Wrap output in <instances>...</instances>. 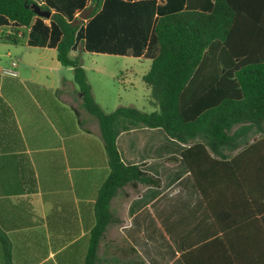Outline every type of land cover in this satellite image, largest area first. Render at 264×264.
Here are the masks:
<instances>
[{
    "label": "crops",
    "instance_id": "0c3cea01",
    "mask_svg": "<svg viewBox=\"0 0 264 264\" xmlns=\"http://www.w3.org/2000/svg\"><path fill=\"white\" fill-rule=\"evenodd\" d=\"M33 1L68 22L91 2ZM166 7L209 12L213 0H104L81 23L69 54L105 112L135 106L137 87L126 78L142 79L158 54L153 29ZM60 37L50 17L35 14L22 26L0 14V264H84L109 175L98 122L82 107L73 68L57 59ZM12 61L16 76L2 72ZM142 88L149 100L143 79ZM116 146L124 164L140 165L161 185L112 200L123 222L108 228L101 256L125 242L147 264H183L182 253L220 238L225 246L203 248L201 264H264L263 150L238 149L210 166L205 189L217 223L182 160L187 145L144 127L121 132Z\"/></svg>",
    "mask_w": 264,
    "mask_h": 264
},
{
    "label": "trees",
    "instance_id": "16d2710c",
    "mask_svg": "<svg viewBox=\"0 0 264 264\" xmlns=\"http://www.w3.org/2000/svg\"><path fill=\"white\" fill-rule=\"evenodd\" d=\"M103 2L91 0L72 22L58 12L50 15L61 34L57 59L73 68L82 107L98 122L109 165L95 201V223L84 264H147L125 242L115 244L110 255L99 254L108 228L123 222L112 200L119 194L129 196L127 189L138 193L140 185H161L160 178L140 165L122 162L116 138L136 128H161L187 145L182 160L219 223L205 189L210 168H219L238 149L264 151V0H213L209 12L166 7L153 29L158 54L142 77L149 101L157 108L151 112L125 105L105 112L93 99L80 59L70 57L81 23L95 16ZM31 3L35 2L0 0V14L28 26L35 16ZM261 228L264 232V214ZM216 242L225 246L217 238L188 250L181 254L183 264H201L199 252Z\"/></svg>",
    "mask_w": 264,
    "mask_h": 264
},
{
    "label": "rangeland",
    "instance_id": "374dc122",
    "mask_svg": "<svg viewBox=\"0 0 264 264\" xmlns=\"http://www.w3.org/2000/svg\"><path fill=\"white\" fill-rule=\"evenodd\" d=\"M128 80L132 79L135 86L137 87V91H131V94L132 97H131V100L129 101H132L131 103H134L135 106L134 107H137L139 109H142L144 111H147V112H151V111H154L156 110V106H152V104H150L149 100H147V92L145 89L142 88V79L140 76H133L131 78H126ZM142 94H144L142 96ZM107 109H112L113 106H103Z\"/></svg>",
    "mask_w": 264,
    "mask_h": 264
},
{
    "label": "water",
    "instance_id": "95a60500",
    "mask_svg": "<svg viewBox=\"0 0 264 264\" xmlns=\"http://www.w3.org/2000/svg\"><path fill=\"white\" fill-rule=\"evenodd\" d=\"M29 7L32 9L34 14H36V15H39V16H42V17H46V18H49L50 15H51L49 9H44L37 3H31L29 5Z\"/></svg>",
    "mask_w": 264,
    "mask_h": 264
},
{
    "label": "built area",
    "instance_id": "2783aa9c",
    "mask_svg": "<svg viewBox=\"0 0 264 264\" xmlns=\"http://www.w3.org/2000/svg\"><path fill=\"white\" fill-rule=\"evenodd\" d=\"M16 64H17L16 61H12L10 67H4V68H2V72L4 74H7V75L16 76L17 75V72L14 69V67L16 66Z\"/></svg>",
    "mask_w": 264,
    "mask_h": 264
}]
</instances>
